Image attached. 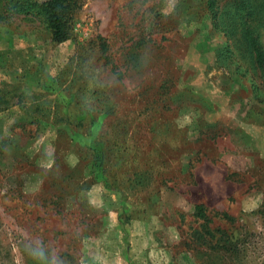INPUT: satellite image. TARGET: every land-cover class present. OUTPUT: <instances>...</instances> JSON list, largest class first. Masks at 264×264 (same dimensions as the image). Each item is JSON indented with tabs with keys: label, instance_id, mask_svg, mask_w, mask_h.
<instances>
[{
	"label": "rangeland",
	"instance_id": "1",
	"mask_svg": "<svg viewBox=\"0 0 264 264\" xmlns=\"http://www.w3.org/2000/svg\"><path fill=\"white\" fill-rule=\"evenodd\" d=\"M77 1L0 0V264H264V0Z\"/></svg>",
	"mask_w": 264,
	"mask_h": 264
},
{
	"label": "trees",
	"instance_id": "2",
	"mask_svg": "<svg viewBox=\"0 0 264 264\" xmlns=\"http://www.w3.org/2000/svg\"><path fill=\"white\" fill-rule=\"evenodd\" d=\"M7 6L8 10H11V15H37L43 16L45 24L50 32V40L53 44H61L71 38V32L73 28L74 21V12L77 4V0H2ZM245 29L239 31V34L242 35ZM92 78V76H91ZM87 85V83H86ZM94 88H99L100 85L96 81L93 83ZM85 89V88H84ZM87 94L89 99L94 102L87 111L85 110L82 113L83 107H78L75 105L74 108L77 110L78 114H92L98 113L102 116H110L114 114V109L116 106L112 104V101L109 100L107 96L104 97L103 92L92 91L86 87ZM101 89H98V91ZM103 91V90H102ZM96 105V106H95ZM86 107V105H84ZM93 111V112H92ZM72 114H75V110H72ZM71 117V116H70ZM105 142V141H104ZM100 142L95 141L94 150L92 156L86 157L85 159L91 158L95 164V171L103 174V178L110 182V176H106L105 173H108L105 165L110 163L109 153L110 148L109 142ZM107 144V145H105ZM105 175V176H104ZM123 175H126L124 173Z\"/></svg>",
	"mask_w": 264,
	"mask_h": 264
},
{
	"label": "clouds",
	"instance_id": "3",
	"mask_svg": "<svg viewBox=\"0 0 264 264\" xmlns=\"http://www.w3.org/2000/svg\"><path fill=\"white\" fill-rule=\"evenodd\" d=\"M27 252L29 255L35 259L38 264H62V262L53 256L51 259H49V256L45 249L42 246H28Z\"/></svg>",
	"mask_w": 264,
	"mask_h": 264
}]
</instances>
